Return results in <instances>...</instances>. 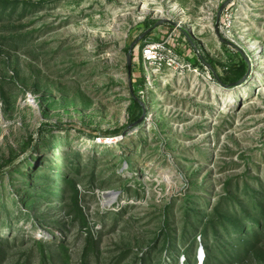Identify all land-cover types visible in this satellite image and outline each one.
I'll return each instance as SVG.
<instances>
[{
  "label": "rangeland",
  "instance_id": "rangeland-1",
  "mask_svg": "<svg viewBox=\"0 0 264 264\" xmlns=\"http://www.w3.org/2000/svg\"><path fill=\"white\" fill-rule=\"evenodd\" d=\"M0 264H264V0H0Z\"/></svg>",
  "mask_w": 264,
  "mask_h": 264
},
{
  "label": "built area",
  "instance_id": "built-area-1",
  "mask_svg": "<svg viewBox=\"0 0 264 264\" xmlns=\"http://www.w3.org/2000/svg\"><path fill=\"white\" fill-rule=\"evenodd\" d=\"M170 39V38H169ZM145 42L142 48L143 65L148 70L161 72L162 70H178L181 62L175 50L171 47L170 41Z\"/></svg>",
  "mask_w": 264,
  "mask_h": 264
},
{
  "label": "trees",
  "instance_id": "trees-1",
  "mask_svg": "<svg viewBox=\"0 0 264 264\" xmlns=\"http://www.w3.org/2000/svg\"><path fill=\"white\" fill-rule=\"evenodd\" d=\"M140 86L142 87L143 84H140ZM60 127H64V126H60ZM60 127H57V128H60ZM75 130H77V128H75ZM256 196V195H255ZM249 199L251 200L250 202L253 203V200L251 197H249ZM260 214V213H258ZM245 217V215H244ZM241 229L239 228H235L231 233L227 234L228 235V238L230 237H234V235H241L243 233V231H240ZM216 233V232H215ZM235 241V240H234Z\"/></svg>",
  "mask_w": 264,
  "mask_h": 264
},
{
  "label": "water",
  "instance_id": "water-1",
  "mask_svg": "<svg viewBox=\"0 0 264 264\" xmlns=\"http://www.w3.org/2000/svg\"><path fill=\"white\" fill-rule=\"evenodd\" d=\"M161 24H163V22H157L156 25H161ZM185 35L189 38V40H192L190 34L185 33ZM131 51H132V50H130V52H129V68H128V70H129V75H130V72H131V66H130V61H131V56H130V54H131ZM200 256L203 257V252H202V251L200 252Z\"/></svg>",
  "mask_w": 264,
  "mask_h": 264
},
{
  "label": "bare ground",
  "instance_id": "bare-ground-1",
  "mask_svg": "<svg viewBox=\"0 0 264 264\" xmlns=\"http://www.w3.org/2000/svg\"><path fill=\"white\" fill-rule=\"evenodd\" d=\"M184 23V22H183Z\"/></svg>",
  "mask_w": 264,
  "mask_h": 264
}]
</instances>
